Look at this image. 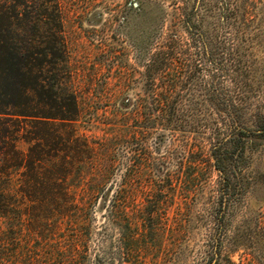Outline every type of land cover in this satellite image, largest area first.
<instances>
[{
    "label": "rangeland",
    "instance_id": "1",
    "mask_svg": "<svg viewBox=\"0 0 264 264\" xmlns=\"http://www.w3.org/2000/svg\"><path fill=\"white\" fill-rule=\"evenodd\" d=\"M56 2L82 112L79 133L99 142L113 128L120 130L109 147L137 233L145 229L149 207L161 211L145 264H264V0ZM40 10L49 15L55 9ZM162 56L167 60L160 66ZM169 90L179 94L181 120L192 131L189 142L196 139L203 154L180 157L179 141L163 155L155 152V138L142 144L150 154L135 152L129 143L131 123L124 114L150 106L153 95L156 100ZM126 99L129 110L121 108ZM120 113L121 127L109 126ZM216 142L221 168L210 154ZM195 159L201 162L197 168ZM158 160L166 162L165 170L155 168ZM151 179L162 190L160 204L145 197ZM97 212L100 231L107 214ZM125 260L114 264H131Z\"/></svg>",
    "mask_w": 264,
    "mask_h": 264
},
{
    "label": "trees",
    "instance_id": "2",
    "mask_svg": "<svg viewBox=\"0 0 264 264\" xmlns=\"http://www.w3.org/2000/svg\"><path fill=\"white\" fill-rule=\"evenodd\" d=\"M48 3L50 8L44 0H0V264H114L125 258L145 264L148 237L155 240L154 221L161 211L149 207L142 217L145 229L137 233L109 147L120 130L112 127L99 142L79 133L82 112L67 70L59 7L56 0ZM40 9L55 10L48 15ZM166 60L162 56L159 65ZM176 94L161 92L156 100L153 95L150 106L124 114L135 152L150 154L142 144L155 138L159 155L169 153L177 141L184 144L180 157L203 154L196 139L189 142L192 131L181 120ZM131 105L126 99L121 108ZM124 115H116L109 126L121 127ZM215 144L210 154L216 159L213 166L221 168V146ZM191 163L201 165L197 159ZM165 164L158 160L155 168L163 171ZM148 183L145 197L160 204L162 190L152 179ZM99 209L108 220L100 231L95 226ZM108 226L120 237L108 235Z\"/></svg>",
    "mask_w": 264,
    "mask_h": 264
}]
</instances>
